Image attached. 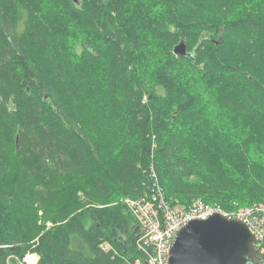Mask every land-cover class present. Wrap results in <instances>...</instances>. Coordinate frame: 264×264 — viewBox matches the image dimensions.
Instances as JSON below:
<instances>
[{
    "label": "trees",
    "instance_id": "1",
    "mask_svg": "<svg viewBox=\"0 0 264 264\" xmlns=\"http://www.w3.org/2000/svg\"><path fill=\"white\" fill-rule=\"evenodd\" d=\"M155 185L264 203V0H0V264H130Z\"/></svg>",
    "mask_w": 264,
    "mask_h": 264
},
{
    "label": "built area",
    "instance_id": "2",
    "mask_svg": "<svg viewBox=\"0 0 264 264\" xmlns=\"http://www.w3.org/2000/svg\"><path fill=\"white\" fill-rule=\"evenodd\" d=\"M127 210L136 223V248L140 256L130 264H168L170 245L176 232L187 222L206 219L214 213L244 222L254 234L253 245L264 264V203L256 202L227 211L217 204L194 198L186 206L166 200L163 190L155 185L152 190L137 198H124ZM104 251L117 252L107 242L101 244Z\"/></svg>",
    "mask_w": 264,
    "mask_h": 264
},
{
    "label": "water",
    "instance_id": "3",
    "mask_svg": "<svg viewBox=\"0 0 264 264\" xmlns=\"http://www.w3.org/2000/svg\"><path fill=\"white\" fill-rule=\"evenodd\" d=\"M172 52L190 55L183 40L173 46ZM254 240L244 222L214 213L206 219L191 220L176 232L168 264H263Z\"/></svg>",
    "mask_w": 264,
    "mask_h": 264
},
{
    "label": "rangeland",
    "instance_id": "4",
    "mask_svg": "<svg viewBox=\"0 0 264 264\" xmlns=\"http://www.w3.org/2000/svg\"><path fill=\"white\" fill-rule=\"evenodd\" d=\"M38 260V255L33 252L26 253L22 258L21 262L23 264H36Z\"/></svg>",
    "mask_w": 264,
    "mask_h": 264
},
{
    "label": "bare ground",
    "instance_id": "5",
    "mask_svg": "<svg viewBox=\"0 0 264 264\" xmlns=\"http://www.w3.org/2000/svg\"><path fill=\"white\" fill-rule=\"evenodd\" d=\"M184 43H185V42H184ZM189 51H190V50H189ZM189 51H188V52H189ZM194 51H195V50H194ZM191 54H192V53H191ZM130 198H131V197H130ZM135 247H136V246H135ZM110 251H111V250H110ZM136 251H138V250H136ZM135 256H136V255H135ZM130 261H131V260H130Z\"/></svg>",
    "mask_w": 264,
    "mask_h": 264
}]
</instances>
